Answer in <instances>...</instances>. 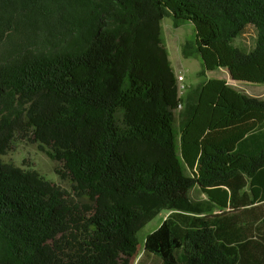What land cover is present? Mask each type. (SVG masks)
Returning a JSON list of instances; mask_svg holds the SVG:
<instances>
[{"label":"trees","instance_id":"1","mask_svg":"<svg viewBox=\"0 0 264 264\" xmlns=\"http://www.w3.org/2000/svg\"><path fill=\"white\" fill-rule=\"evenodd\" d=\"M171 15L201 76L264 84V0H0V264H132L162 212L138 264H264V97L180 96ZM23 140L68 187L7 160Z\"/></svg>","mask_w":264,"mask_h":264},{"label":"rangeland","instance_id":"2","mask_svg":"<svg viewBox=\"0 0 264 264\" xmlns=\"http://www.w3.org/2000/svg\"><path fill=\"white\" fill-rule=\"evenodd\" d=\"M163 37L169 52V56L176 73L182 72L185 76L183 85L185 90L189 86H195L205 79L229 78L228 71L208 72L201 76L203 69L202 60L198 53L192 52L187 56L184 48L187 42H194L196 38L195 26L188 20H176L173 15L162 21ZM257 41V29L254 25H248L243 33L235 40V45L243 51L249 52L254 48ZM243 91L264 97V84L247 86L242 83L232 82ZM40 141H21L7 156V160L25 169H33L41 176L63 187L69 184L62 180L56 172L59 162L52 160L41 147ZM192 197H203L201 189L196 186L192 191ZM168 212H162L149 222L139 233L140 247L139 254L132 260V264H138L143 256V249L146 237L156 230L167 218Z\"/></svg>","mask_w":264,"mask_h":264},{"label":"built area","instance_id":"3","mask_svg":"<svg viewBox=\"0 0 264 264\" xmlns=\"http://www.w3.org/2000/svg\"><path fill=\"white\" fill-rule=\"evenodd\" d=\"M177 78H178V82H179V92H180V96H182L184 94L185 91V86L183 85V82L185 80V76L182 72H178L177 73Z\"/></svg>","mask_w":264,"mask_h":264},{"label":"crops","instance_id":"4","mask_svg":"<svg viewBox=\"0 0 264 264\" xmlns=\"http://www.w3.org/2000/svg\"><path fill=\"white\" fill-rule=\"evenodd\" d=\"M223 71H226L225 69H223ZM177 74V73H176ZM229 74V73H228ZM229 83H231V84H234V83H232V82H236V81H234V80H232L231 78H230V76H229V78H227L226 79ZM255 85H257V84H255ZM250 94V93H249ZM252 95V94H251ZM253 95H255V94H253ZM255 96H258V95H255Z\"/></svg>","mask_w":264,"mask_h":264}]
</instances>
